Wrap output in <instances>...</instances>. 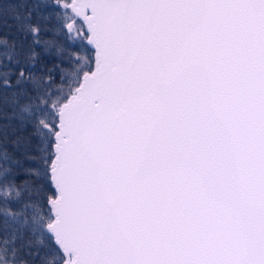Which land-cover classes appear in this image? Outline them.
I'll use <instances>...</instances> for the list:
<instances>
[{
    "label": "snow or ice",
    "instance_id": "obj_1",
    "mask_svg": "<svg viewBox=\"0 0 264 264\" xmlns=\"http://www.w3.org/2000/svg\"><path fill=\"white\" fill-rule=\"evenodd\" d=\"M0 264H264V0H0Z\"/></svg>",
    "mask_w": 264,
    "mask_h": 264
},
{
    "label": "rangeland",
    "instance_id": "obj_2",
    "mask_svg": "<svg viewBox=\"0 0 264 264\" xmlns=\"http://www.w3.org/2000/svg\"><path fill=\"white\" fill-rule=\"evenodd\" d=\"M8 22H9V23H12L11 18H9Z\"/></svg>",
    "mask_w": 264,
    "mask_h": 264
}]
</instances>
